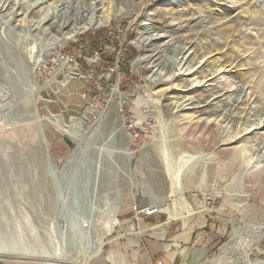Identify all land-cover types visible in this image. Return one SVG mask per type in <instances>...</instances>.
<instances>
[{"label":"rangeland","instance_id":"obj_1","mask_svg":"<svg viewBox=\"0 0 264 264\" xmlns=\"http://www.w3.org/2000/svg\"><path fill=\"white\" fill-rule=\"evenodd\" d=\"M27 78L31 102L16 97ZM236 134L248 135L228 145ZM263 147L264 0H0L9 246L108 264L166 224L208 220L217 245L198 264H264V238L226 250L264 224V174L248 175Z\"/></svg>","mask_w":264,"mask_h":264},{"label":"crops","instance_id":"obj_2","mask_svg":"<svg viewBox=\"0 0 264 264\" xmlns=\"http://www.w3.org/2000/svg\"><path fill=\"white\" fill-rule=\"evenodd\" d=\"M208 223V220H205L200 227L196 228L194 225L192 230L174 233L166 224L162 232L155 235L147 234V237L141 240L143 244L125 248L126 253L121 255L123 258L118 259L117 256L109 255L105 260L108 264H198L204 261L217 245L215 242L217 236L213 235L215 229ZM0 264L39 263L0 260Z\"/></svg>","mask_w":264,"mask_h":264},{"label":"bare ground","instance_id":"obj_3","mask_svg":"<svg viewBox=\"0 0 264 264\" xmlns=\"http://www.w3.org/2000/svg\"><path fill=\"white\" fill-rule=\"evenodd\" d=\"M157 40H159V38H157V37H154V38L151 39V41H155V42ZM156 56L157 55H154V54L151 56L150 62H152V64H155L158 61V59H156ZM156 66H158V64L155 65L154 67H156ZM191 73H193V70L191 71ZM25 82H26L24 84L25 87H26L25 90H26V92L28 94L26 100L31 102L32 101V97H33L32 94H31V92H32L31 84L32 83H30L29 78H27V81H25ZM30 102H29V104H30ZM168 105L171 107L172 110H176L177 109V112H182L184 110H187L186 108L189 105H193V104H187L185 106H184V104L179 105V106H177V105L173 106L172 103H168ZM35 124H36L35 127L37 128L38 127V122L35 123ZM255 130H257V129H255ZM255 130L250 131V133L254 132ZM250 133H248V134H250ZM248 134H245V135L244 134H242V135L236 134L233 137L228 138L226 140V142H227L228 145L229 144H237L244 138V136H247ZM262 149H264V147ZM240 153H241L240 150L238 148H236L233 151L232 154H234L235 159L238 160V159L241 158ZM263 157H264V154H263ZM254 161H255V159H254ZM248 166L250 167L249 171H248V175L249 176H255V177L258 178V177H261L264 174V162L262 164V160H261V162H253V161H251V162H249ZM53 169H54V167H53ZM263 238H264V224H250V225H247L242 230L240 235H236V238L232 239L226 245V250L228 252H233L238 247V245L240 243H242V242L245 245H250V243L253 242V246L255 247V246L258 245V243ZM11 241H12V244H10V245H12L13 247L9 246L8 244H6L2 240H0V260L16 261V262L31 261V262H36V263H39V264H87V263H81L79 261H70V260L67 259V257H62L61 254H59L58 252L50 253V252L44 251L42 249L41 250L37 249V248H35V247H33V246L29 245V244H26V243L24 244L23 248H20L16 244L17 242L15 240H13L11 238ZM99 251H100V248L98 249V252ZM247 255H248V253H247Z\"/></svg>","mask_w":264,"mask_h":264},{"label":"water","instance_id":"obj_4","mask_svg":"<svg viewBox=\"0 0 264 264\" xmlns=\"http://www.w3.org/2000/svg\"><path fill=\"white\" fill-rule=\"evenodd\" d=\"M28 96L26 90H22V89H19L16 91V97L17 98H26ZM24 113H25V116L27 117V119L32 122L34 125H36L35 123L38 122V127L36 129V132H38L39 134V138L41 140H43L45 142V135H44V130H43V126L41 124V119H40V116H39V113H38V110L37 109H31V107H23L21 108ZM15 148L17 149V146L15 145ZM46 149H47V144H46ZM18 150L22 151L21 148H18ZM48 150V149H47ZM2 157L4 158L5 155H2ZM50 157L48 156L47 160H46V163L48 165V169H49V172L50 173H54V170H53V167L51 166V162H50ZM7 159L6 157L4 158V163L3 164H7Z\"/></svg>","mask_w":264,"mask_h":264},{"label":"built area","instance_id":"obj_5","mask_svg":"<svg viewBox=\"0 0 264 264\" xmlns=\"http://www.w3.org/2000/svg\"><path fill=\"white\" fill-rule=\"evenodd\" d=\"M152 214H154V211H152V210L147 211V215H152Z\"/></svg>","mask_w":264,"mask_h":264},{"label":"trees","instance_id":"obj_6","mask_svg":"<svg viewBox=\"0 0 264 264\" xmlns=\"http://www.w3.org/2000/svg\"><path fill=\"white\" fill-rule=\"evenodd\" d=\"M112 60H115V55L114 54H112V58H111Z\"/></svg>","mask_w":264,"mask_h":264}]
</instances>
